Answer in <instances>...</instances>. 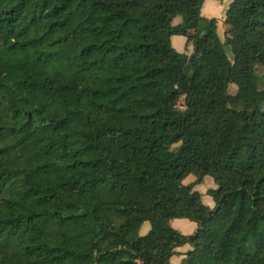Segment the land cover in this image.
I'll list each match as a JSON object with an SVG mask.
<instances>
[{
    "label": "trees",
    "instance_id": "obj_1",
    "mask_svg": "<svg viewBox=\"0 0 264 264\" xmlns=\"http://www.w3.org/2000/svg\"><path fill=\"white\" fill-rule=\"evenodd\" d=\"M203 2L0 0V264H264V0Z\"/></svg>",
    "mask_w": 264,
    "mask_h": 264
},
{
    "label": "crops",
    "instance_id": "obj_2",
    "mask_svg": "<svg viewBox=\"0 0 264 264\" xmlns=\"http://www.w3.org/2000/svg\"><path fill=\"white\" fill-rule=\"evenodd\" d=\"M231 2H232V0H204V2L202 4V8H201L202 16H204L206 18L214 17L217 19V33L222 40L224 39L225 36H232L235 33L234 26L227 22L228 17L226 16V10L228 9ZM179 17L180 16H176L173 19L172 24H174L175 21H177V19H179ZM170 41H171V45L178 52H181L182 50H184L183 53L184 52L190 53L192 50V45L190 43H186V38L182 35H172L170 38ZM204 178H205V176H204ZM204 178H203V180H204ZM194 179H195V177L193 175H190L183 181V183L184 184L190 183ZM197 185L194 186V189ZM201 195H202V193H201ZM206 205H208L209 207H213L214 203H212L210 200H208ZM173 222L175 224L174 227L177 228L178 231H180L181 233L183 232V234H190V233H185V232L188 231V232L192 233L196 228V224L192 221L187 220V219H183V218L172 219L170 221V224H172ZM148 230H149V228H148V226H146V228L142 231L143 234H145ZM178 249H181V251L184 254L189 249V245L186 244V245H183L181 247H177L175 249L176 252L178 251ZM175 255L176 254H174L171 257L170 261L173 262V258L175 257ZM183 257H184V255L182 256L179 263L182 261Z\"/></svg>",
    "mask_w": 264,
    "mask_h": 264
},
{
    "label": "rangeland",
    "instance_id": "obj_3",
    "mask_svg": "<svg viewBox=\"0 0 264 264\" xmlns=\"http://www.w3.org/2000/svg\"><path fill=\"white\" fill-rule=\"evenodd\" d=\"M182 21H183V18H182V16H180L179 19H177V21H175V23L173 25L180 24ZM248 32H249V34H252V32H250V31H248ZM252 37L254 38V35L253 34H252ZM183 51L184 50H182L181 52L183 53ZM191 52H192V50H191ZM227 52H228V56L231 58V53L229 51H227ZM190 53H186V54L189 55ZM259 73L262 76H264V70L263 69H260L259 70ZM235 90H236V87L234 85H230L229 92L233 93V92H235ZM84 176L95 177L98 180H107V178H108V175L103 174L100 171L94 170L93 168H81V169H76V170H73V171L68 172V174H67V181L69 182V184L73 185L74 187L79 188L81 186V179ZM209 188H216V184L214 183L212 177L209 176V175H206L205 178H204V180H203V182L201 184H198L195 187V190H197L200 193H202V202L204 204H206L208 202V200H210L212 203H214V201L212 200L211 196H209L208 194H206V191ZM171 225H172V227H174L175 226L174 222ZM146 226H148V228H150V225H149L148 222H144V224L141 225L140 230H139V234L140 235H143V232L142 231L146 228ZM175 229H177V228H175ZM185 233H191V232L186 231ZM183 255L184 254L181 251V249H178V251L176 252L175 257L173 258V262L171 261V264H181V262L179 263V261L181 260V258H182Z\"/></svg>",
    "mask_w": 264,
    "mask_h": 264
}]
</instances>
